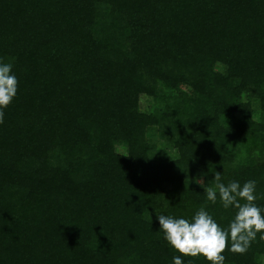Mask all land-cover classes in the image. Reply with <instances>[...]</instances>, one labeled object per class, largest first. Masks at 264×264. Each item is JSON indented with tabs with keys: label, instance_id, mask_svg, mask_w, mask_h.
Segmentation results:
<instances>
[{
	"label": "trees",
	"instance_id": "trees-1",
	"mask_svg": "<svg viewBox=\"0 0 264 264\" xmlns=\"http://www.w3.org/2000/svg\"><path fill=\"white\" fill-rule=\"evenodd\" d=\"M0 62V264H173L157 215L234 218L217 171L264 208V0H0Z\"/></svg>",
	"mask_w": 264,
	"mask_h": 264
},
{
	"label": "clouds",
	"instance_id": "clouds-1",
	"mask_svg": "<svg viewBox=\"0 0 264 264\" xmlns=\"http://www.w3.org/2000/svg\"><path fill=\"white\" fill-rule=\"evenodd\" d=\"M12 69V64L0 62V124L4 123V109L12 104L18 93L19 80ZM214 181V186H206L202 178L194 182L204 188L208 202L216 204L219 197L224 209H236L227 228L222 227L205 207H201L191 220L157 215L164 238L180 254L173 257V264H184L181 257L199 259L201 256L209 264H225V252L245 254L258 235L264 240V208L256 203L257 182L249 180L241 186L232 181L225 185L218 171Z\"/></svg>",
	"mask_w": 264,
	"mask_h": 264
},
{
	"label": "rangeland",
	"instance_id": "rangeland-1",
	"mask_svg": "<svg viewBox=\"0 0 264 264\" xmlns=\"http://www.w3.org/2000/svg\"><path fill=\"white\" fill-rule=\"evenodd\" d=\"M142 102H143V105H146L147 100L144 98V99L142 100Z\"/></svg>",
	"mask_w": 264,
	"mask_h": 264
}]
</instances>
